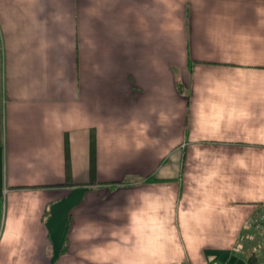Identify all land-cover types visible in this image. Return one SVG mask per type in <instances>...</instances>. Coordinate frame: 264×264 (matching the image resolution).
I'll use <instances>...</instances> for the list:
<instances>
[{"label": "crops", "instance_id": "crops-1", "mask_svg": "<svg viewBox=\"0 0 264 264\" xmlns=\"http://www.w3.org/2000/svg\"><path fill=\"white\" fill-rule=\"evenodd\" d=\"M264 211V0H0V264H246Z\"/></svg>", "mask_w": 264, "mask_h": 264}, {"label": "rangeland", "instance_id": "rangeland-1", "mask_svg": "<svg viewBox=\"0 0 264 264\" xmlns=\"http://www.w3.org/2000/svg\"><path fill=\"white\" fill-rule=\"evenodd\" d=\"M252 227V226H251ZM253 230H255V236H256V240L255 241V245H256V249H255V255H256V259L257 262L259 264H264V232L252 227Z\"/></svg>", "mask_w": 264, "mask_h": 264}, {"label": "built area", "instance_id": "built-area-1", "mask_svg": "<svg viewBox=\"0 0 264 264\" xmlns=\"http://www.w3.org/2000/svg\"><path fill=\"white\" fill-rule=\"evenodd\" d=\"M248 223L252 227L264 232V211L259 212L255 216H252L248 221ZM210 264H224V263L214 260Z\"/></svg>", "mask_w": 264, "mask_h": 264}, {"label": "trees", "instance_id": "trees-1", "mask_svg": "<svg viewBox=\"0 0 264 264\" xmlns=\"http://www.w3.org/2000/svg\"><path fill=\"white\" fill-rule=\"evenodd\" d=\"M244 256L246 259V264H259L256 259V255L253 251L251 250H245L244 251Z\"/></svg>", "mask_w": 264, "mask_h": 264}]
</instances>
